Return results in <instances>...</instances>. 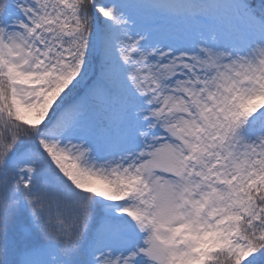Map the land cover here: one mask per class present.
<instances>
[{
  "label": "snow or ice",
  "instance_id": "obj_1",
  "mask_svg": "<svg viewBox=\"0 0 264 264\" xmlns=\"http://www.w3.org/2000/svg\"><path fill=\"white\" fill-rule=\"evenodd\" d=\"M0 264H264V0H0Z\"/></svg>",
  "mask_w": 264,
  "mask_h": 264
}]
</instances>
